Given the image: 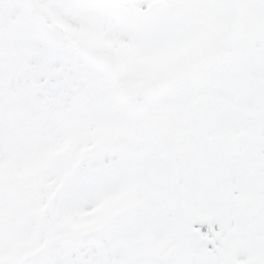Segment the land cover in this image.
<instances>
[{"label": "snow or ice", "instance_id": "obj_1", "mask_svg": "<svg viewBox=\"0 0 264 264\" xmlns=\"http://www.w3.org/2000/svg\"><path fill=\"white\" fill-rule=\"evenodd\" d=\"M0 264H264V0H0Z\"/></svg>", "mask_w": 264, "mask_h": 264}]
</instances>
